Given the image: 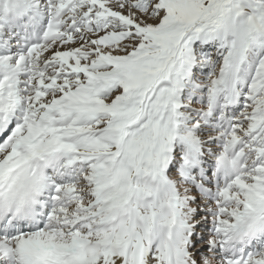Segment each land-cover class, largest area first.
<instances>
[{"label":"snow or ice","instance_id":"snow-or-ice-1","mask_svg":"<svg viewBox=\"0 0 264 264\" xmlns=\"http://www.w3.org/2000/svg\"><path fill=\"white\" fill-rule=\"evenodd\" d=\"M0 264H264V0H0Z\"/></svg>","mask_w":264,"mask_h":264}]
</instances>
